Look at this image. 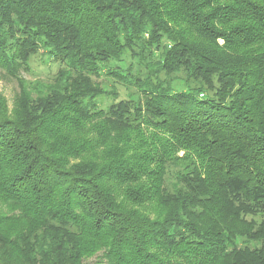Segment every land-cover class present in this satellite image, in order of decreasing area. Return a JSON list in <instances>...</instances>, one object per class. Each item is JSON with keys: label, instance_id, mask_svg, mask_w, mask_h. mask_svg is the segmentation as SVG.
Masks as SVG:
<instances>
[{"label": "trees", "instance_id": "1", "mask_svg": "<svg viewBox=\"0 0 264 264\" xmlns=\"http://www.w3.org/2000/svg\"><path fill=\"white\" fill-rule=\"evenodd\" d=\"M0 71V264H264V0H0Z\"/></svg>", "mask_w": 264, "mask_h": 264}, {"label": "rangeland", "instance_id": "2", "mask_svg": "<svg viewBox=\"0 0 264 264\" xmlns=\"http://www.w3.org/2000/svg\"><path fill=\"white\" fill-rule=\"evenodd\" d=\"M59 64L52 59H50L47 55L38 54L34 56L29 63L28 71H21V75L23 78L27 80L38 79L41 81H50L58 69ZM104 83H107L111 86L112 82H108L104 77H100ZM115 88L118 92V99L126 98V92L123 87L119 84H115ZM18 92V86L14 79H10L0 71V93L6 99V104L8 110H11L14 106V99ZM110 102V99L106 101V103ZM97 259L96 256L92 257L89 261L95 262Z\"/></svg>", "mask_w": 264, "mask_h": 264}]
</instances>
